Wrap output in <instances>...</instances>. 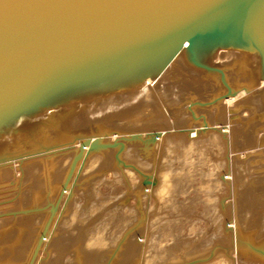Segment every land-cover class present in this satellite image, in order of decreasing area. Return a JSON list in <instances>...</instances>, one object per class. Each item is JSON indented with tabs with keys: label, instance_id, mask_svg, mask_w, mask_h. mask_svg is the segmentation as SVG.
<instances>
[{
	"label": "rangeland",
	"instance_id": "374dc122",
	"mask_svg": "<svg viewBox=\"0 0 264 264\" xmlns=\"http://www.w3.org/2000/svg\"><path fill=\"white\" fill-rule=\"evenodd\" d=\"M244 54L236 61L256 67ZM216 57L186 52L185 64L147 80L149 98L124 91L0 135V264H264V124L248 121L250 105L231 102V114L225 103L264 80L249 86L235 57ZM215 118L240 132L219 146L204 131L181 148L180 136Z\"/></svg>",
	"mask_w": 264,
	"mask_h": 264
},
{
	"label": "water",
	"instance_id": "95a60500",
	"mask_svg": "<svg viewBox=\"0 0 264 264\" xmlns=\"http://www.w3.org/2000/svg\"><path fill=\"white\" fill-rule=\"evenodd\" d=\"M184 44L200 60L253 54L264 80V0H0V135L137 92Z\"/></svg>",
	"mask_w": 264,
	"mask_h": 264
},
{
	"label": "bare ground",
	"instance_id": "6f19581e",
	"mask_svg": "<svg viewBox=\"0 0 264 264\" xmlns=\"http://www.w3.org/2000/svg\"><path fill=\"white\" fill-rule=\"evenodd\" d=\"M188 51V49L186 48V44H184L183 45V47H182V50H181V53L177 56V58L175 59V63L173 62V64L168 68V70L161 76V80L162 79H164L166 76H168V74L169 73H172L173 71H174V69H175V67L177 66V64L179 63H182V64H185V63H183V61L181 62V57L184 55V54H186V52ZM237 54V55H236ZM235 55L236 56H232V57H235V58H233L234 60L233 61H236V58L237 57H241V55H243L244 53H236ZM221 55V54H220ZM231 55H232V53H225V54H223L222 56L225 58V57H230V58H232L231 57ZM240 55V56H239ZM243 56H245L246 57V55L244 54ZM248 56V55H247ZM254 56V55H253ZM220 57V56H219ZM256 57V56H255ZM247 58V57H246ZM182 59H184V58H182ZM238 60H239V58H237ZM244 59V58H243ZM248 59V58H247ZM246 60V59H245ZM185 61V60H184ZM187 61V60H186ZM189 61V60H188ZM191 61V60H190ZM240 61H241V59H240ZM236 62H238V61H236ZM242 62V61H241ZM241 62L238 64V65H235L237 68L235 69V72L237 71V69L239 70H241L240 71V73H239V77H240V74H241V79L243 80H245V79H248V80H246L245 82L247 83V82H249L248 84H249V86H251V85H254L253 83H255V80H256V78H257V75H260V73H261V67H260V65H259V63L256 65V67L253 65L252 67H251V63L252 62H254V61H252L251 63H249V67H247V69L246 68H244V67H242L243 65H244V62L245 61H243L242 62V64H241ZM255 63H257V61L255 62ZM178 64V65H179ZM245 64H246V62H245ZM184 66H189L188 64H186V65H184ZM248 66V65H247ZM186 68V67H185ZM244 68V69H243ZM187 70H188V67H187ZM195 70V69H194ZM247 70V71H246ZM199 72V71H198ZM239 72V71H238ZM237 72V73H238ZM259 73V74H258ZM234 75V74H233ZM236 75H238V74H236ZM160 78V77H159ZM236 79V78H235ZM262 79V78H261ZM187 79H185V80H182V82L185 84V82L184 81H186ZM200 80V79H199ZM236 80H239V79H236ZM241 80V81H242ZM152 81V80H151ZM165 81V80H164ZM189 81H190V79H189ZM189 81H187L188 83H189ZM193 81V80H192ZM194 81H195V79H194ZM208 81V80H207ZM153 82V81H152ZM156 82V81H155ZM154 82V83H155ZM171 82V81H170ZM186 82V83H187ZM196 82H199V81H195V83ZM200 82H203V80L201 81L200 80ZM238 82V81H237ZM240 82V81H239ZM238 82V83H239ZM242 82H244V81H242ZM244 82V83H245ZM159 83H160V81H159ZM164 83V82H163ZM172 83V82H171ZM187 83V84H188ZM191 83V82H190ZM194 83V82H193ZM192 83V84H193ZM194 83V84H195ZM209 83H211L210 81L208 82V84ZM161 84H162V81H161ZM173 84V83H172ZM192 84H189V85H192ZM241 84V83H240ZM157 85H158V83H157ZM197 86L198 85H200V83L199 84H196ZM202 85H206V83L205 84H202ZM213 85V84H212ZM246 85V84H245ZM155 86V85H154ZM159 87H161L160 85H158ZM193 86V85H192ZM196 86V89H198V87ZM208 87H211L210 85H207ZM248 86V85H247ZM193 87H195V85L193 86ZM203 87V86H202ZM157 88V87H156ZM164 88V87H163ZM205 88H206V86H205ZM216 88H218L217 86L215 87V89ZM152 89H155V87H153ZM207 89V88H206ZM150 88H147V87H142V88H140V93H141V95H143L142 96V98H149L150 96H152V92L150 93ZM162 90H164V89H162ZM167 90V89H166ZM166 90L164 91V92H166ZM220 90V89H219ZM208 91V90H207ZM214 91H216V90H214ZM209 92V91H208ZM211 92V91H210ZM217 92V91H216ZM214 93V92H213ZM123 94V93H122ZM235 94V93H234ZM114 95V94H113ZM169 95V94H168ZM111 96V95H110ZM170 96H171V93H170ZM231 97H229L228 98V100L225 102L226 103V111L227 112H231V114L233 113V108L232 107H230V103L231 102H233L234 104V106H235V108H237V107H241V106H243V104L242 103H246V104H248V105H250V106H246V108H249V111H250V114H249V120L248 119H246V121L248 120L249 122H253L254 123V121H255V124L256 125H259V124H264V87L263 88H261V89H258L256 92H252V93H250V94H247V95H244V94H238L237 96L235 95V97H232V95H230ZM234 96V95H233ZM112 97V96H111ZM113 97H115V96H113ZM115 99V98H114ZM109 101V100H108ZM111 101H112V98H111ZM117 101V100H116ZM218 101V100H217ZM115 103V102H114ZM116 104V103H115ZM224 106L225 105H221L220 104V102H216V104H215V112H214V115L215 116H217V115H220V113L222 114L223 113V109H225L224 108ZM211 109V108H210ZM210 109H208L207 111L209 112V110ZM262 111V112H261ZM259 112H261V115L260 114H258ZM210 116H211V113L209 114ZM255 115V116H254ZM260 115V116H259ZM218 117V116H217ZM242 117V116H241ZM261 117V118H260ZM231 118L232 119H234V115L232 116L231 115ZM243 118H246L245 116L243 117ZM259 118L260 119H262L261 121H258L259 120ZM240 119V118H239ZM213 121V124H214V126H212V127H207L206 128V130L204 129V130H201L199 127L197 128H193L192 129V133H191V137H194V138H192L191 139V137H190V132L188 131V133L186 132V136L185 135H183V137L182 136H180L181 138H179L180 140H179V142H180V144L179 145H181L182 147V149H184V148H194V145H197L199 142H202V141H204V139L205 138H203V137H205L204 135V131L205 132H207L208 131V137H206V139H207V141H208V143H212L211 145H215V144H218L219 146H221L220 144H222L223 143V137H224V139L227 137V135L229 136L228 138H229V140H230V142L233 140L232 139V137L234 136V135H236L237 133H239L240 131L239 130H237L236 131V129H234L235 127H236V125H235V127L233 126V124L234 123H228V124H222L221 125V123H223L221 120H219V118H215L214 120H212ZM233 121V120H232ZM245 121V120H244ZM254 124V125H255ZM249 125H251L250 123H249ZM234 127V128H233ZM249 127V126H248ZM237 128V127H236ZM256 128H257V126H256ZM239 129V128H238ZM241 130V129H240ZM246 131H248L247 129H246ZM244 132V131H243ZM241 134H242V132H241ZM244 134V133H243ZM242 134V135H243ZM246 134V133H245ZM241 136V135H240ZM190 137V138H189ZM236 137H239V135H237ZM236 137H235V139H236ZM241 137H243V136H241ZM202 138H203V140H202ZM244 138H246L245 137V135H244ZM248 138H250V137H248ZM238 139V138H237ZM248 140V139H247ZM238 141H242V140H238ZM244 141V140H243ZM245 142H246V140H245ZM208 143H206V144H208ZM239 143V142H238ZM199 145V144H198ZM237 145V144H236ZM208 146V145H207ZM195 149V148H194ZM189 150V149H188ZM183 151V150H182ZM186 151V150H185ZM183 153H186V152H183ZM237 162V161H236ZM236 171V170H235ZM238 171H237V175H238ZM235 175H236V173H235ZM234 178H236L235 180L237 181V184H238V182L240 183V182H242V181H239V179L241 178V176H240V178L239 177H234ZM243 184V183H242ZM243 187H244V185H243ZM256 212V211H255ZM258 214V213H257ZM246 215V214H245ZM248 216V215H247ZM256 216H258V215H256ZM246 218V217H245ZM245 218H244V220H245ZM254 218H256V217H254ZM257 218H259V217H257ZM260 218H261V216H260ZM253 220V219H252ZM259 220V219H258ZM253 221H256V220H253ZM252 221V222H253ZM244 222V221H243ZM259 222H260V220H259ZM1 223V222H0ZM249 223V222H248ZM257 223V222H256ZM256 223H255V226H256ZM235 223H233L232 225H231V231L230 232H233V234H235V237L237 236V234H238V238L239 239H241L240 241H238V244H236L237 245V249H240V248H242V244L241 243H243V238L244 237H242L241 236V234L243 233L239 228H237L235 225H234ZM258 224H260V223H258ZM251 226H254L253 225V223H252V225ZM260 226H261V224H260ZM256 227H258L259 228V226H256ZM254 228V227H253ZM253 228H252V230H253ZM258 228H255L256 229V231H257V229ZM248 228H246V230H247ZM254 229V230H255ZM249 230H247V232H248ZM250 232V231H249ZM244 235V234H243ZM234 237V238H235ZM236 237V239L238 240V238ZM241 237V238H240ZM247 242H248V240H246ZM246 241H244V244H245V242ZM246 242V243H247ZM237 243V242H236ZM241 246V247H240ZM257 246V245H256ZM14 247V246H13ZM235 249V248H234ZM239 252H241L240 250L238 251V254H239ZM243 253V252H242ZM242 253H240V255L242 254ZM245 253V252H244ZM252 254V253H251ZM242 256V255H241ZM252 258V257H251ZM253 259V258H252Z\"/></svg>",
	"mask_w": 264,
	"mask_h": 264
}]
</instances>
